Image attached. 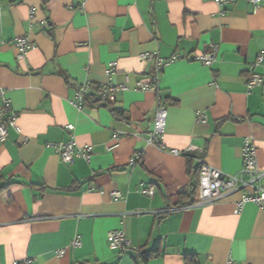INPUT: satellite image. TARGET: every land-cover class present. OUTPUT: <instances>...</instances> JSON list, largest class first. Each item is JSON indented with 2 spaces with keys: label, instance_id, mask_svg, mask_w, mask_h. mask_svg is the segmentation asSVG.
<instances>
[{
  "label": "crops",
  "instance_id": "1",
  "mask_svg": "<svg viewBox=\"0 0 264 264\" xmlns=\"http://www.w3.org/2000/svg\"><path fill=\"white\" fill-rule=\"evenodd\" d=\"M18 38L34 44L21 60ZM213 46L212 64L193 58ZM263 48L264 0H0V105L10 99L21 126L0 140V264H139L136 248L154 252L146 264H264V206L237 210L240 190L193 203L198 156L240 174L251 137L264 170V81L247 87ZM174 56L158 68L157 57ZM255 70L264 77V63ZM156 74L157 89L139 87ZM85 82L94 95L108 83L126 88L79 107ZM160 104L167 126L157 144ZM71 139L92 147L90 160L62 161L53 144ZM113 230L131 248L112 246Z\"/></svg>",
  "mask_w": 264,
  "mask_h": 264
},
{
  "label": "built area",
  "instance_id": "2",
  "mask_svg": "<svg viewBox=\"0 0 264 264\" xmlns=\"http://www.w3.org/2000/svg\"><path fill=\"white\" fill-rule=\"evenodd\" d=\"M221 5L232 3L234 0H215ZM253 4L257 5L262 0H250ZM15 46L18 49L17 57L19 60L24 59L30 48L34 44L26 38H18L15 41ZM155 56L154 53L144 52L140 54V58L143 60L151 59ZM176 56L164 60L157 57L158 68H163L165 65L171 63ZM194 59L201 61L205 64H212V62L217 58V47L213 46L207 52L202 54H195ZM264 63V48L260 51L257 56L256 62L251 66V72L247 79V87L249 90L253 89L255 86L261 85L264 81L263 75L255 70V66ZM116 64L113 62L109 64L107 73L113 75L115 73ZM159 83L158 74L151 77V81L148 83L139 82V87L142 89H157ZM91 84L90 82H85L79 85L76 91L75 104L79 107L85 105V97L90 92ZM126 85H117L114 83H108L106 85L100 86V88L95 92L96 97L101 101L113 100L115 94L120 89H125ZM167 126V108L164 104H160L157 110L155 130L151 133L150 141L159 143V139L165 132ZM14 128L17 132H21V126L18 123V114L14 110L11 100L5 98L3 103L0 105V140L4 141L8 137V129ZM56 151L60 155L61 159L65 163L72 164L77 158H85L87 160L91 159L92 147L91 146H80L77 148L74 139L66 142H58L53 144ZM117 144L108 147L109 150L116 147ZM176 154H182L177 149L173 150ZM139 155L131 158V163L134 164L138 160ZM200 164V183L197 190L196 199L194 204L200 205L208 202H213L219 200L228 193L235 191H243V196L237 204V210L242 208V205L247 201L257 202L261 206H264V188L257 184L260 178L264 174V170L258 167V156L257 147L251 137H247L244 140L243 145V169L240 174L228 175L223 173L221 170L207 163L203 157L198 158ZM148 195L154 194V187H146L143 190ZM111 195L118 199L122 196L121 192L114 190ZM110 244L114 247L126 249L131 248L132 244L130 239L125 235L122 230H113L109 232ZM74 244H80L78 238L74 239ZM138 254L142 253L141 248H136ZM65 253V249H61L57 252L58 256ZM34 260L28 258L21 262H15L14 264H33ZM225 264H237L232 258H229ZM247 264H252L248 262Z\"/></svg>",
  "mask_w": 264,
  "mask_h": 264
},
{
  "label": "trees",
  "instance_id": "3",
  "mask_svg": "<svg viewBox=\"0 0 264 264\" xmlns=\"http://www.w3.org/2000/svg\"><path fill=\"white\" fill-rule=\"evenodd\" d=\"M100 103H102V101L92 93H88L85 97V106H96V105H99ZM106 105L111 108L113 115L115 117H117L118 119H122V120L128 119L125 110H123L121 108H117V107H112L110 104H106ZM185 154L188 155L187 153H185ZM198 171L200 172V164L198 167ZM194 193H195V190H194ZM183 194H184V192H183ZM193 203H194V200H193ZM141 250H142V253L139 254V256L142 257V261H141V263L139 262V264H146L148 262L149 258L154 255V252L146 253V251L143 248H141Z\"/></svg>",
  "mask_w": 264,
  "mask_h": 264
}]
</instances>
